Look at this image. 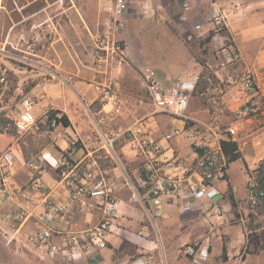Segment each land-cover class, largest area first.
<instances>
[{
    "label": "crops",
    "instance_id": "0c3cea01",
    "mask_svg": "<svg viewBox=\"0 0 264 264\" xmlns=\"http://www.w3.org/2000/svg\"><path fill=\"white\" fill-rule=\"evenodd\" d=\"M111 1L7 0L10 7L7 11V35L12 38L13 46L17 44L18 36L29 38L30 34L33 42L37 45L33 48L25 45L24 55L21 57L26 60V66H13V77H19L17 81L21 84L20 86L32 82L31 87L25 90V95L34 98L33 112L37 118L45 117L47 109L53 108L59 113H64L70 124L68 126L61 123L54 124L55 127L49 130L51 143L37 153L32 142L28 140L19 142L18 137H12L6 144H1L0 153L10 150L14 156L10 182L15 186H22L28 181L32 171L29 166L30 162L40 165L41 177L49 195L48 199L53 202L65 201L69 188L63 184L59 168L39 160L41 154L49 153L55 158L67 155L71 159L72 165L78 167L80 173L82 172L81 168L84 169L91 160H96L100 165L102 158H107L106 160L111 163L110 166L102 167V169L106 171L107 177L112 181V193L119 201L117 213L119 228L107 236L104 247L93 253L75 261L67 260L58 254L56 260L67 261L71 264H130L136 253L135 257L147 256L151 264H191L186 256L177 253L178 247L187 243L191 238V229L196 232L205 222L208 224L210 222L212 224L222 223L225 213L232 208L230 202L224 197L225 193H221L220 198H216L217 204L222 205V210L225 213L215 215L214 210H210L207 220L205 216L202 219L200 215V210L208 207L206 202L194 205L189 211H181L175 201L163 197H158L157 202H154L149 198V188L143 179L141 167L136 168L137 173L134 175L133 181L127 176L123 162L119 158L117 151L120 152V149L114 148L111 153L104 150V141L100 137L101 130L104 133H114L145 118L154 136L161 141L163 157L171 155L177 157L176 167L170 170L172 173L181 174L186 171L185 175H187L194 168L199 151V149L197 151L193 148L191 140L185 132L173 137L168 142L162 139L165 132L182 126L180 119L164 113L153 114L150 101L145 102L136 96L129 98L119 89L117 96L121 107L120 112L108 118L106 124L99 123L100 116L104 109L109 108V104L99 101L94 86L97 83L105 84L107 81H113L117 85L116 78L122 71L119 69L118 63L113 61V55L108 57L101 66L94 65V37L104 29L103 23L110 15L108 7L111 5ZM126 1L128 9L122 15L126 30L124 29L118 36L120 35V38L122 36L125 40L121 50L122 59L125 64L134 68L138 77L128 73L137 82L139 89L142 90L143 87L145 91L147 77L158 82L162 81L159 75L144 70L131 57L130 36L126 33L128 22L144 18L143 21H146L147 27L160 28L163 27L160 26L163 24L180 40L179 36H185L181 42L195 60V65L190 70H183L176 76L168 77L167 74V78L165 76L162 83L170 84L178 76L191 78L204 74L207 78L205 94L192 93L186 114L193 118L197 125L210 123L212 117L217 114V120L221 124L236 126V134L232 140L237 143L240 157L228 164L225 183L231 185L229 168L235 162L239 161L242 164L245 176L252 173L259 160L264 156V0H222L220 2L230 12L227 18V36L233 40L241 54L239 62L225 66L220 65L223 56L222 39L220 37L208 38L209 27L205 21L208 12L206 0H191V9L184 23L175 17L180 4H172L159 11L155 6L153 10L145 9L146 5H152V2L155 3L156 0ZM142 8H144L143 16L135 18V14L139 15ZM172 10L174 15L170 20L173 21V25H167V22L164 21L168 19L167 16ZM155 14L157 15L154 16ZM196 24H200L201 28H195ZM202 42L203 44H201ZM201 58H204L205 61ZM244 71L252 74L257 87V92L251 97L247 111L243 109V106L249 97L246 96L240 85L237 83V85L225 87L223 83L229 75ZM19 92H23L20 87ZM145 94H147L146 91ZM95 101L97 107L92 111L90 105ZM161 118L169 119L165 123L163 122V127L159 125ZM73 143H77L75 147L71 146ZM121 148L126 149L124 143ZM127 152L129 151L127 150ZM132 181L133 184L135 182L134 185L138 186L136 192L131 187ZM136 193L140 197L139 203L143 206L144 213L139 219L134 220L133 205L130 203L134 204ZM82 199H84L85 205L76 201L68 211L55 217L54 231L65 233L69 230H80L97 222L100 216L97 201L83 196ZM19 200L26 208L27 216L23 220L8 218L16 206L14 203L6 201L5 194L0 191V236L4 237L2 238L8 245L20 246L21 251L29 255L28 251L32 252L33 249L27 236L34 233L39 227L37 216L44 208V199L42 195L35 193L27 200ZM170 206H175L176 210H166V216L178 221L183 230L189 231L187 237L178 242H174L168 235H163L161 231L163 209H168ZM209 220L211 221L209 222ZM152 225L155 227L156 233H154ZM131 226H134V231L129 230ZM151 230L154 233L153 237L149 233ZM217 242L219 250L215 252L213 244L211 254H220L221 258L223 242H219L218 238ZM228 258L227 254V258L225 260L221 258V260L226 261ZM53 261L55 262V260Z\"/></svg>",
    "mask_w": 264,
    "mask_h": 264
},
{
    "label": "built area",
    "instance_id": "2783aa9c",
    "mask_svg": "<svg viewBox=\"0 0 264 264\" xmlns=\"http://www.w3.org/2000/svg\"><path fill=\"white\" fill-rule=\"evenodd\" d=\"M208 33L212 38L222 39V60L221 66L233 65L240 61L241 54L235 47L233 40L222 35L226 30L227 18L230 14L217 0H207ZM128 9L126 0H112L108 7L109 17L104 21V29L94 37V56L96 62H104L107 58L120 49L118 34L124 31L125 24L122 15ZM146 10H152L153 6L148 4ZM191 5L188 0L181 3L180 21H186ZM195 28H201L196 24ZM220 48V49H221ZM97 64V65H98ZM198 77L185 78L178 76L170 84L160 83L147 77L145 89L148 95L153 114L164 113L174 116L182 122L181 127H174L162 135L166 142L173 137L185 132L191 140L190 143L197 151L194 168L185 175L172 173L177 165V157H163V146L160 139L155 137L148 127L145 118L139 119L133 124L124 127L114 133L100 131L103 148L107 153L114 150V141L121 138L125 148L132 153L141 165L143 179L148 186L149 198L157 202L158 197L172 200L177 203L181 211H189L194 205L207 203L215 215H219V205L216 198H220L221 192L215 185L216 182L225 181L227 172V157L222 150V141L232 139L236 134L235 125H223L217 120V114L212 117L210 123H198L186 114L192 93L196 89ZM238 83L240 88L249 97L243 109L248 110L251 97L256 94L257 87L255 79L248 71L236 72L228 76L225 87ZM95 90L99 99L104 104H109L99 118V123H105L108 118L120 112V105L117 96L111 92L107 84H95ZM206 89L201 92L205 94ZM34 101L29 95H23L18 103V111L14 116L13 124L15 130L20 133L38 130L37 117L33 112ZM192 121V123H191ZM189 123V125H187ZM54 125V124H51ZM187 125V127H185ZM51 166L59 168L63 177V184L69 188L68 197L63 202H53L48 199L49 195L41 177V167L33 162L29 163L32 168L28 181L22 186H15L10 182L11 167L14 156L10 150L0 153V191L5 194L8 202L14 203V212L8 218L24 219L27 214L25 207L19 199H28L32 194L39 193L44 199V208L38 214L39 227L27 236V240L33 249L34 255L40 260H51L58 254L65 259L75 261L85 255L91 254L106 244V239L113 231L119 228L117 223L118 199L112 193L113 183L101 169L96 160L78 171L73 166L67 155L59 158L43 153L39 157ZM263 193L259 192V196ZM83 197H89L97 201L100 209L99 219L90 227L80 230H69L65 233L53 230L55 217L68 211L76 201L85 205ZM249 201L254 205L258 195H253L249 189ZM208 211V207L206 209ZM211 234L206 233L200 239H194L178 247L177 253L186 256L191 264H205L209 255ZM130 264H151L150 259L141 255L131 259Z\"/></svg>",
    "mask_w": 264,
    "mask_h": 264
},
{
    "label": "rangeland",
    "instance_id": "374dc122",
    "mask_svg": "<svg viewBox=\"0 0 264 264\" xmlns=\"http://www.w3.org/2000/svg\"><path fill=\"white\" fill-rule=\"evenodd\" d=\"M183 0H156V2H152L153 8L158 7L157 9L161 11V9L167 8L169 5L172 4H180V8L177 10V18L179 20V15L181 13V3ZM191 3V0H188ZM207 1V0H206ZM221 2L222 0H217ZM161 5H158L159 3ZM0 146L1 144L4 145L8 141L11 140L12 137H18L19 142L22 140H28L32 142L35 147V152H39L42 148H44L47 144L51 143V137L49 136L51 128H54L55 125L46 126L45 117L37 118V123L39 125L38 130L35 132L28 131L26 133L20 134L18 133L13 124L14 116L18 111V103L20 98L25 95V90L29 89L32 85L30 81L28 84H24V86H20L21 84L18 83V76H14L13 66H20L24 67L25 59L21 57L24 55V48L25 45L33 48L37 46L31 37V34L28 37L18 36L16 38L17 44L13 46L12 38L8 37L7 35V25H8V15L7 11L10 8L7 4V0H0ZM155 6V7H154ZM208 6V2H207ZM139 12L140 14H135V18H140L143 16V10ZM153 10V9H152ZM173 10L170 12L169 16H167V25H173V21L170 19L173 18ZM155 14L154 16H156ZM144 18L140 19L139 21H129L126 33L130 36L129 37V49L131 51V57L137 62V64L143 68L144 70L159 75L160 80L164 82V78L167 74L169 76H176L180 74L183 70H190L192 66L195 65V60L189 50L184 46L181 42L185 39V36H179L181 40L170 30L165 28L163 24H161L160 28H152L147 27L145 25L146 21H143ZM170 20V21H169ZM156 22V20H155ZM184 23L185 21H181ZM175 27V26H174ZM126 30V25H125ZM123 32V31H122ZM118 45L120 47L117 50V53L113 54V61L117 62L119 65V69L121 74L116 81L118 82V86L112 81H107L105 84L110 86L111 92H113L117 96V90L122 94H127L129 98L132 96H136L140 99H143L145 102H148V95L145 94V91L139 89L137 82L132 79L131 74L135 77L136 72L131 65L125 64L124 59H122V48L124 46L125 40L120 35L118 36ZM204 39V38H203ZM201 40V39H200ZM203 41V40H201ZM205 41V40H204ZM203 41V42H204ZM203 42L201 44H203ZM190 46V44H187ZM21 49V50H20ZM28 56V54H25ZM110 57V56H109ZM205 61L204 58H201ZM110 60V58H109ZM120 61V62H119ZM105 62V61H104ZM99 64L94 60L95 66H101L102 63ZM120 63V64H119ZM98 64V65H97ZM131 74H129V73ZM166 74V75H165ZM226 79H224V84L226 83ZM162 81L160 83H162ZM234 85H237L234 84ZM20 89L23 92H19ZM118 87V88H117ZM131 96V97H130ZM33 98V97H32ZM99 99V95H98ZM118 100V96H117ZM33 101L34 98H33ZM100 101V99H99ZM103 103V102H102ZM119 103V100H118ZM96 101L90 105V109L92 111L96 110ZM120 105V103H119ZM122 106V105H121ZM121 108V107H120ZM49 109L53 108H48ZM54 110V109H53ZM161 115V114H160ZM168 118H161L159 120V125L163 127V124ZM164 122V123H163ZM149 127V126H148ZM150 129V127H149ZM48 131V132H47ZM150 132L154 135L153 131ZM34 137V138H32ZM113 146L117 151L119 158L123 162V167L125 168V172L127 176L134 181V175L137 173L136 168L141 167L139 164L138 159L127 152V150H123L121 138L115 140ZM77 143L71 144L72 147H75ZM107 159V158H106ZM102 158L100 162V168L102 167L107 168L111 165L109 161ZM85 168V167H84ZM82 169V168H81ZM141 169V168H140ZM107 175V174H106ZM229 177L231 181V191L234 195V199L236 202L235 212L231 209L228 212H224L222 210V205L219 204L221 214L225 213L224 221L220 224H212L209 220L210 224L204 223L202 224L200 229L195 232L194 229H191L190 233L192 234L191 238L188 242L194 239H200L206 233L211 234V242L209 245V255L205 264H264V249L259 253H248L244 249L246 232H247V223L249 221V213L252 212L256 215L255 222H261L263 219V214L257 213L254 205H252L249 201V175L245 176L243 171L242 164L238 161L232 164L229 168ZM131 183V187L136 189L138 186ZM219 191L224 194L225 199L229 201L228 198V190L227 184L225 181L216 182L215 184ZM133 191V189H132ZM140 197L136 193V197L134 198V204L132 208V214L134 220L139 219L142 214L144 213V208L140 205ZM136 203V204H135ZM142 204V202H141ZM207 207V206H206ZM151 208V205H150ZM207 208L200 210V215L205 219L209 218L208 212L211 210L208 206ZM166 210H176L175 206H170L168 209H163L164 214H162L163 221L161 222V231L162 234L168 235L174 242H178L183 238L187 237L189 231L187 229H182L178 221H174L170 219V217L166 216ZM205 221V220H204ZM147 223V221H146ZM159 224V223H158ZM134 226L129 228L130 231H134ZM160 228V224H159ZM192 228V227H191ZM152 229L154 233H156L155 227L152 225ZM151 237L154 236V233L149 232ZM7 236V233H5ZM0 236V264H71L70 262L63 261L60 262L56 257L51 260H40L38 259L33 251H28L29 255L26 252L21 251L22 248L20 246H11L8 245L7 242L5 243L4 237ZM216 238V239H215ZM224 242L227 246V254L228 259L226 261H222L220 258V254L214 255L212 253V248L214 244V251H218V242ZM215 239V240H214ZM7 241V240H6ZM187 242V243H188ZM136 256V253L134 257ZM55 260V262L53 261Z\"/></svg>",
    "mask_w": 264,
    "mask_h": 264
},
{
    "label": "trees",
    "instance_id": "16d2710c",
    "mask_svg": "<svg viewBox=\"0 0 264 264\" xmlns=\"http://www.w3.org/2000/svg\"><path fill=\"white\" fill-rule=\"evenodd\" d=\"M222 35H226V30H222ZM212 35L209 34L210 38ZM207 78L204 74L198 76V81L196 85V89L193 93H201L207 88ZM59 114V115H58ZM63 124L68 126L70 124L68 117L64 113H59L58 110L49 109L46 112V126H51V124ZM222 150L227 157V163L236 160L240 157L238 152L237 143L232 139L222 141ZM251 194L258 195V200L254 204V207L257 213L263 214L262 221L255 222L256 215L252 212L249 213V221L247 223V232L245 238L244 249L248 253H259L264 249V156L259 160L257 166L252 173L249 174V188ZM228 190V198L230 202V206L235 212L236 202L234 199V195L231 191L230 183H227ZM259 192H262L263 195L259 196ZM221 258L225 260L227 258V248L226 244L223 242L221 247Z\"/></svg>",
    "mask_w": 264,
    "mask_h": 264
}]
</instances>
